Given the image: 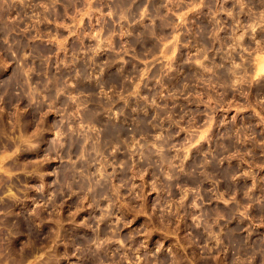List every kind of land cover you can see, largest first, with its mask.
<instances>
[{
    "label": "clouds",
    "instance_id": "9594fccd",
    "mask_svg": "<svg viewBox=\"0 0 264 264\" xmlns=\"http://www.w3.org/2000/svg\"><path fill=\"white\" fill-rule=\"evenodd\" d=\"M183 3L0 0V6L30 7L32 15L26 19L36 21L33 29L41 18L51 24L67 19L71 10L73 23L66 35L53 41L62 24L45 35L49 44H67L76 37L67 65L58 63L51 74L48 55L29 43L36 37L25 34L26 29L17 25L7 32L8 38H0V62L15 65L5 77L9 86L0 85V264H34L44 255V264H59L61 257L53 248L65 241L70 247L62 257L69 264H264V188H258L256 171L264 168V162L256 164L247 148L256 133L233 120L225 123L223 115L216 120L222 108H252L250 86L259 78L255 57L264 55V0H234L227 14L240 36L233 32L231 43L221 44L219 61L216 54L212 59L209 55L227 21H216L215 31L200 29L197 37H207L212 46L199 49V75L167 95L155 75L151 80L156 83L148 89L144 72H151L152 64L142 72L133 60L126 73L117 69L105 75L109 64L123 68L124 57L147 51L143 44L172 27L169 12ZM58 5L64 6L63 12ZM84 16L90 23L82 30ZM117 35L119 51L113 44ZM244 35L254 42L251 51L244 50L247 58L239 50ZM125 36L132 42L126 45ZM134 45L141 46L140 54ZM141 82L148 91L143 97L136 91ZM6 96L12 100L7 113ZM229 99L235 103L229 105ZM129 101H134L132 106ZM21 103L35 114L24 125L17 118L18 110L24 111ZM255 106L264 111V95L258 94ZM125 111L131 120H121ZM51 112L56 118L47 125L52 135L45 140L44 121ZM245 157L253 161L247 171L233 163ZM146 176L150 181L144 180ZM30 192L35 193L32 200ZM150 193L156 194L152 207L147 200ZM69 199L76 209L72 218L85 207L90 211L65 230L68 218L60 217L59 208ZM49 209L54 226L45 231L43 213ZM139 217L147 219L134 226ZM181 221L189 234L184 243L193 246L188 254L168 239L178 234ZM45 244L49 247H41Z\"/></svg>",
    "mask_w": 264,
    "mask_h": 264
},
{
    "label": "rangeland",
    "instance_id": "374dc122",
    "mask_svg": "<svg viewBox=\"0 0 264 264\" xmlns=\"http://www.w3.org/2000/svg\"><path fill=\"white\" fill-rule=\"evenodd\" d=\"M234 0H204V4L200 3V0H184V3L181 4V8L179 10L172 8L169 12L170 22L172 27H166L158 31L154 37L146 40L143 44V48L146 49L143 54L141 53V46L134 45L135 51L140 54L135 58L132 57L131 54L124 57L125 65L123 68L120 67L118 63H111L108 67L105 68V75L107 76L109 72H113L119 69L121 72L126 73L128 71V64L132 63L133 60L136 65L139 66L141 71L149 65H154L151 68V72H144V74L149 77L148 89H153L155 85V80H151L153 75L158 76L160 79V83L163 85L165 91L164 95H167V91L172 89L173 87L179 86L180 83H183L186 80L192 79L195 76L199 75V72L196 71L199 67V61L197 59L199 55V49L202 46L208 45L212 46V42L207 39V37H197V33L200 29H203L206 33L210 31H215L216 21H220L224 23L227 21V24L224 27V30L219 32V43H217L213 47V53L209 55V59H212L213 54H216V59L219 61L221 59V55L217 53V50L220 48L221 44L227 42L231 43L232 34L235 32V26L232 23L231 17L228 16V11H231L233 8ZM80 7V5H77ZM95 7V5H93ZM58 9L63 12L64 6L58 5ZM107 9H105L106 11ZM32 15V9L30 7H23L20 4H16L12 7H8L7 5L0 6V38H8L7 32L11 29L19 26L20 29H26L27 32L25 34L31 33L32 36L36 37L35 40H30L29 43H35L38 45L44 53L48 55V67L49 73L53 70H57V64L67 65L68 57L73 55L72 44L73 40L76 37H72L68 40L67 44L62 42H53L51 44L48 43V37L45 35L46 33H52V28L55 24H62L64 27L59 29V33L53 34V41L56 40L58 35H66L72 26V11L70 10L68 13L67 19H59L53 23H48L41 18L39 22V26L36 29L31 27V24L36 23V21L29 22L26 19V16ZM51 20V18H49ZM244 21V17H241V22ZM89 19L88 16H84L81 21V29L89 27ZM92 24L96 23L95 17H93ZM131 31V30H129ZM259 32V30H258ZM79 35V34H77ZM95 35V34H93ZM135 35V32H133ZM236 36H240L239 32H235ZM121 37L119 35L115 36L113 39V44L117 47L119 51V44L117 43ZM125 40V44L132 42L131 37H123ZM83 43L87 45L89 43L88 33H84ZM240 51L244 52L245 58H247V52L244 50L251 51V48L254 46V42H252L249 36L244 35L239 40ZM173 45H175V57H172ZM50 49H55V53L53 54ZM154 54V55H153ZM106 60L110 61L112 57H105ZM256 63L254 64V68L257 76L259 77L256 81L251 84V91L248 96L249 103L252 104V108H246L245 111H238L235 107L222 108L219 113H217L216 120H220L221 115L225 118V123L229 120H233L237 126H244L246 128L252 129L256 133L255 140H249L247 142V148L253 153V156L256 157L255 163L261 164L264 162V156H261V153L264 152V136L261 134L264 133V111H261L258 107L255 106V100L259 95H264V55H256L255 57ZM196 60V63H184L185 61ZM207 63V61H205ZM263 65V69H262ZM227 66V65H226ZM15 68L14 64H9L8 62H0V85L3 87H8V81L5 77L10 76L13 73V69ZM217 75H221L220 72H217ZM35 77H33V82H35ZM79 87V85H77ZM136 91L140 94V96L148 95V91L144 88L143 82L137 85ZM12 100L6 96L4 101V110L5 113L8 111L9 104ZM123 103V101H121ZM134 101H129V105L132 106ZM157 103H160L158 100ZM229 105L235 103L234 100H228ZM240 103H243L241 100ZM119 107V105H117ZM203 107V106H201ZM20 109H24L23 113L20 114L18 110V121L21 125H24L26 120L34 119L35 114L31 111V109H25L24 103H21L19 106ZM255 108V112L253 111ZM155 115V113H153ZM56 118V113L51 112L47 119L44 121L45 130L43 132L44 139L47 140L52 133L48 130L47 125L51 124L53 120ZM7 115H5V122H7ZM132 116L128 111H125L124 117H121L122 121L131 120ZM54 127V125H53ZM195 152V149H193ZM36 155H39L37 153ZM234 164L239 163L245 171L248 170L249 166L253 163L251 158L245 157L243 160L237 162L234 161ZM45 167H48L47 165ZM111 171V169H109ZM257 172H259L258 180V188H264V168H257ZM145 181H150V176L144 177ZM47 182V181H46ZM35 183V182H34ZM136 183L139 184L140 180L137 179ZM247 183L251 184V179L247 181ZM31 187V186H29ZM148 192V189H145ZM122 195H126L122 193ZM155 193H150L147 197L149 207H152L153 199L155 197ZM35 196V193H29V200ZM38 199V197H36ZM15 209H13V212ZM90 211L89 208L85 207L82 212H79L75 218H72V213L76 212V209L72 207V200L69 199L67 202L63 203L59 208V215L63 219L67 217L64 224L65 230H70L74 223L79 222L80 216L84 215ZM253 213H255V209H253ZM44 223L41 225V228L45 231L48 230L49 226H54V221L52 218L51 210L43 213ZM11 218V217H10ZM147 219L146 217H139L136 221L133 222L135 226L138 223H141L143 220ZM7 223V221H6ZM261 230H264V226H261ZM186 234L183 231V221H181V228L178 230L177 235H173L168 237L170 241L175 243H179L182 246V250L188 254L192 251V245H187L184 243V237ZM64 233L63 231L59 233V237L63 239ZM155 238V237H154ZM151 246V245H149ZM43 248L49 247L48 244L41 245ZM70 245L65 241L63 244L57 243L53 248V251L57 253L59 259V264H69V261L66 257H62V253L66 248H69ZM222 257V254H221ZM47 259V255L38 261H34V264H44V260ZM73 261L75 257H72Z\"/></svg>",
    "mask_w": 264,
    "mask_h": 264
},
{
    "label": "bare ground",
    "instance_id": "6f19581e",
    "mask_svg": "<svg viewBox=\"0 0 264 264\" xmlns=\"http://www.w3.org/2000/svg\"><path fill=\"white\" fill-rule=\"evenodd\" d=\"M264 63V61L261 62V64ZM262 69H263V65H262Z\"/></svg>",
    "mask_w": 264,
    "mask_h": 264
}]
</instances>
